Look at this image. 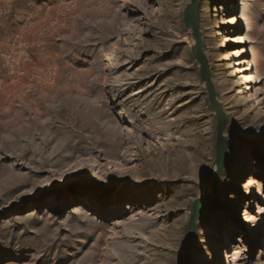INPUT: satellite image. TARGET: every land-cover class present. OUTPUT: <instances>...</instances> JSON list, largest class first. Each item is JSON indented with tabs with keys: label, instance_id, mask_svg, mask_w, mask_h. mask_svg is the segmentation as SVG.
I'll list each match as a JSON object with an SVG mask.
<instances>
[{
	"label": "rangeland",
	"instance_id": "obj_1",
	"mask_svg": "<svg viewBox=\"0 0 264 264\" xmlns=\"http://www.w3.org/2000/svg\"><path fill=\"white\" fill-rule=\"evenodd\" d=\"M189 3L0 0V264H183L216 169ZM196 16L227 161L190 264H264V0Z\"/></svg>",
	"mask_w": 264,
	"mask_h": 264
},
{
	"label": "water",
	"instance_id": "obj_2",
	"mask_svg": "<svg viewBox=\"0 0 264 264\" xmlns=\"http://www.w3.org/2000/svg\"><path fill=\"white\" fill-rule=\"evenodd\" d=\"M197 3L198 0H190V3L187 5L184 11V23L185 26L191 31L194 40L193 55L195 60L198 62L200 66V78L206 86L209 105L213 110V112L215 113L216 169L214 175L210 178V183H211L210 193L206 195L204 198L196 199L192 203V213L189 216L188 224H187L189 234L187 238V244L183 253V264H190V252L193 245V239L195 236L197 222L201 219L208 203L214 197L217 191L218 180L227 161V141L223 137V126L225 123V116L222 107L216 98V92L213 83L211 81L208 63L202 51V41L198 29V22L196 16Z\"/></svg>",
	"mask_w": 264,
	"mask_h": 264
},
{
	"label": "bare ground",
	"instance_id": "obj_3",
	"mask_svg": "<svg viewBox=\"0 0 264 264\" xmlns=\"http://www.w3.org/2000/svg\"><path fill=\"white\" fill-rule=\"evenodd\" d=\"M226 43H228V41H225ZM235 74H239V71L236 69L235 71H234V75ZM240 79V77L238 78V80ZM237 211V205H236V207H235V209H234V212H236ZM214 247H216L215 245H214ZM216 256H217V251H214V252H212V254H211V258H210V262H211V264H213L214 263V260H215V258H216Z\"/></svg>",
	"mask_w": 264,
	"mask_h": 264
}]
</instances>
